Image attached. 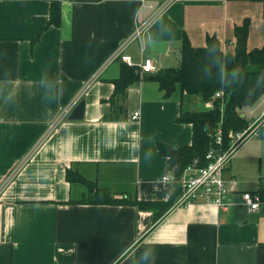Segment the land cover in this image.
I'll use <instances>...</instances> for the list:
<instances>
[{"label":"crops","instance_id":"obj_1","mask_svg":"<svg viewBox=\"0 0 264 264\" xmlns=\"http://www.w3.org/2000/svg\"><path fill=\"white\" fill-rule=\"evenodd\" d=\"M52 1L0 0V189L26 161L0 197V264H137L148 244L158 250L156 264H264V204L256 212L239 205L171 208L155 221L153 211L133 206L68 203L87 190L66 179L75 165L114 194L168 202L175 185L163 181L168 159L158 143L191 145L192 125L177 119L212 103L180 89L166 97L157 82L143 79L128 89L123 112L114 113L109 100L122 62L103 66L148 20L125 54L136 65L152 59L151 75L180 65L185 36L196 48L216 36L233 51L235 28L245 19L248 49L264 47L262 2L176 0L155 17L150 6L165 0H64L61 27L46 30ZM148 40L167 42V52H151ZM81 101L84 118L70 119ZM201 103L206 108L197 110ZM256 104L247 107L251 113ZM246 144L232 157L237 163L249 158ZM233 163L226 175L236 178ZM260 180L254 190L238 182L239 190L255 192ZM231 199L239 202L240 194Z\"/></svg>","mask_w":264,"mask_h":264},{"label":"trees","instance_id":"obj_2","mask_svg":"<svg viewBox=\"0 0 264 264\" xmlns=\"http://www.w3.org/2000/svg\"><path fill=\"white\" fill-rule=\"evenodd\" d=\"M63 1L51 2L46 30L61 27ZM253 1L262 2L264 18V0ZM250 26V20L245 19L242 25L235 28L233 51L223 50L216 36L208 37L207 45L201 48L194 47L185 36L181 45L180 65L163 69L155 75L142 74L138 66L124 62L121 64L120 76L114 80V93L109 100L114 113L123 112V101L128 89L143 79L157 82L166 97L180 89L183 96H199L204 103H212L209 110L182 111L177 119L178 123L192 125L191 145L174 149L158 143L160 154L168 159V172L177 178L195 161L201 167L208 165L209 151L220 148L216 138L219 129L222 130L224 141L222 150H227L231 135L250 127L251 122L242 117V110L254 106L264 96V47L248 49ZM220 92L223 95L215 98ZM263 135L264 129H261L260 136ZM66 179L71 185L80 184L87 190L79 201L68 203L133 206L143 211H153L155 221L172 208L181 194L178 185H175V192L168 202L139 200L125 192L114 194L98 180L86 177L75 165L67 169ZM254 193L259 194L264 201V180H260L259 188Z\"/></svg>","mask_w":264,"mask_h":264},{"label":"built area","instance_id":"obj_3","mask_svg":"<svg viewBox=\"0 0 264 264\" xmlns=\"http://www.w3.org/2000/svg\"><path fill=\"white\" fill-rule=\"evenodd\" d=\"M176 0H165L160 5L150 7L155 11V17L161 15ZM152 17L151 20H154ZM149 27V20L141 25H137L135 32L131 37L126 39L112 57L103 66L106 69L110 64L121 61L131 66H138L142 74H153L156 71L155 63L152 59H145L140 65L133 63L132 57L125 54L126 49L134 42L141 40ZM101 71L92 79L95 81L99 78ZM222 92L217 93L215 98L221 97ZM212 107V106H211ZM70 111H66L68 114ZM140 113L135 112L132 119L138 120ZM261 129H264V114L256 119L248 130L231 135V144L227 150H222L223 137L222 130L219 129L216 138L219 149L213 148L207 154L208 165L199 166L198 161L188 166L184 173L179 177H175L172 172L163 178L166 183L178 185L181 194L172 206V209L179 207H189L193 205L213 206L223 211H227L233 205H239L248 208L251 212L259 211L261 205L264 204L262 197L254 192L240 191L239 183L235 177L226 175V170L232 160L237 149L252 136H260ZM26 161L17 165L6 177L5 182L0 189V197L4 190L15 178L21 173ZM240 194L241 200L233 202L232 196Z\"/></svg>","mask_w":264,"mask_h":264},{"label":"rangeland","instance_id":"obj_4","mask_svg":"<svg viewBox=\"0 0 264 264\" xmlns=\"http://www.w3.org/2000/svg\"><path fill=\"white\" fill-rule=\"evenodd\" d=\"M117 63L118 62H116V64ZM175 67H177V66H175ZM256 105H257V107H256L255 113H251L250 108H246V109L242 110V114L245 115L247 120H249L251 122L250 126L254 122V119L252 118V116L258 115L259 112L264 108V97H262L257 102ZM205 108H206L205 105L203 103H201V106H199L197 108V110H203ZM262 139H264V137L262 138L261 136L254 135L246 141V143L248 145H251L247 149L248 156H249L247 161L244 160V161H240L237 163L235 160V157L237 154L232 159V163L234 162L233 163L234 167H232L233 171L237 172L236 178H237L239 183L242 182L244 184L245 190H248V189L254 190L252 188H256L255 184L258 182L260 177H263V180H264V143H262L260 145L254 144V143L261 141ZM241 146L239 147L240 149L238 148L239 150L237 149L238 150L237 153H239L241 151ZM251 156H252V158H250ZM81 187H83V186L81 185ZM104 187H106V186H104ZM116 191H118V190L111 189V192H116Z\"/></svg>","mask_w":264,"mask_h":264},{"label":"water","instance_id":"obj_5","mask_svg":"<svg viewBox=\"0 0 264 264\" xmlns=\"http://www.w3.org/2000/svg\"><path fill=\"white\" fill-rule=\"evenodd\" d=\"M147 44L150 47L151 52L156 54H163L167 52L168 43L167 42H159V41H151L148 40ZM197 96H194V99H197ZM85 114V101H81L75 109L72 111L70 115V119L72 120H82ZM244 118L245 115H242Z\"/></svg>","mask_w":264,"mask_h":264},{"label":"clouds","instance_id":"obj_6","mask_svg":"<svg viewBox=\"0 0 264 264\" xmlns=\"http://www.w3.org/2000/svg\"><path fill=\"white\" fill-rule=\"evenodd\" d=\"M157 256L158 250L154 245H145L139 253L137 264H156Z\"/></svg>","mask_w":264,"mask_h":264}]
</instances>
